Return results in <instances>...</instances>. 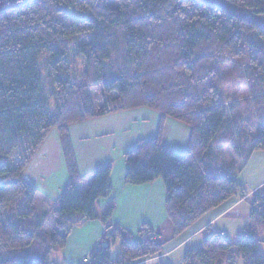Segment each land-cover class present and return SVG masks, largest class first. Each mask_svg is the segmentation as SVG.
Returning a JSON list of instances; mask_svg holds the SVG:
<instances>
[{
  "label": "trees",
  "instance_id": "obj_1",
  "mask_svg": "<svg viewBox=\"0 0 264 264\" xmlns=\"http://www.w3.org/2000/svg\"><path fill=\"white\" fill-rule=\"evenodd\" d=\"M2 1L0 264H50L73 228L97 218L95 202L110 196L109 164L93 173L84 194L76 189L68 128L81 122L139 108L160 115L155 137L124 154V182L162 181L174 239L245 195L237 175L253 152H264V0H116L115 9L109 0ZM222 52L245 61L241 69L232 66L237 76H223ZM237 85L244 88L239 93ZM165 119L190 129L185 153L163 145ZM54 130L69 175L56 201L22 178ZM221 148L229 163L216 159ZM251 206L241 236L205 230L201 247L185 252L182 264H264L257 249L264 242V196ZM112 212L111 205L105 209L103 225ZM155 237L147 225L135 236L114 227L100 239L107 246L99 243L81 264H140L162 254ZM33 244L39 257L27 253Z\"/></svg>",
  "mask_w": 264,
  "mask_h": 264
},
{
  "label": "crops",
  "instance_id": "obj_2",
  "mask_svg": "<svg viewBox=\"0 0 264 264\" xmlns=\"http://www.w3.org/2000/svg\"><path fill=\"white\" fill-rule=\"evenodd\" d=\"M160 122L159 114L139 108L68 128L71 150L80 176L77 191L84 194L92 183L93 173L109 164L112 168L108 180L111 194L95 202L97 218L83 219L78 227L73 228L66 246L51 254L50 264H81L100 243L104 227H110L111 230L114 227L122 228L134 236L142 225L152 229L155 238L163 244L162 254L140 264H182L185 252L201 247L205 230L228 239L241 236L249 221L251 201L257 196H264V152H253L237 175V182L245 191L244 196L230 198L212 209L174 239L165 214L162 181L158 179L141 186H130L124 182L127 172L124 154L134 149L139 142L154 138ZM163 126V145L174 152L185 153L190 129L172 119H165ZM22 178L52 201L59 199L69 183V175L57 131L47 136ZM110 205L113 207L112 216L107 225H103L101 216ZM260 245L263 246L264 242L258 243L257 247L264 258ZM41 253L39 249L36 257ZM238 264L245 262L240 261Z\"/></svg>",
  "mask_w": 264,
  "mask_h": 264
},
{
  "label": "rangeland",
  "instance_id": "obj_3",
  "mask_svg": "<svg viewBox=\"0 0 264 264\" xmlns=\"http://www.w3.org/2000/svg\"><path fill=\"white\" fill-rule=\"evenodd\" d=\"M1 3H3L2 0H0V4ZM108 4H109V6L111 8H114V9L117 8L116 0H109ZM262 23H264V22H262ZM229 58H230L229 54H227L225 52H222L220 54V57H219L220 69L222 70L223 76L227 77V79L230 78L231 76L232 77L233 76H237V74H238V71L233 69V67H232L233 65L236 66L239 69H241V65L240 64H242L243 67L245 66V63H244L245 61L244 60H240V59L239 60H229ZM40 66H41V70H42V78H43V80H45V69H44V67L42 65V62L40 64ZM75 71H76V74H78L79 70H78L77 67L75 68ZM242 71H244V70H242ZM232 88H234V86ZM241 89L243 90L244 88L243 87L241 88L240 85H237L236 86V93H239ZM229 91H230V87H229ZM227 92H228V87H224L223 88V96L225 98H227ZM230 103H231V101L226 100V105H229ZM229 157L230 156H229V154H228L226 149L221 148V149L216 151V159L218 161L222 162V163H228L229 160H230ZM38 251H39L38 246L36 244H33L27 250V253H29L30 255L36 256L38 254ZM260 251L262 252V254H264V245L263 246L260 245ZM54 257H56V256H54ZM51 261H53V260L51 259Z\"/></svg>",
  "mask_w": 264,
  "mask_h": 264
},
{
  "label": "built area",
  "instance_id": "obj_4",
  "mask_svg": "<svg viewBox=\"0 0 264 264\" xmlns=\"http://www.w3.org/2000/svg\"><path fill=\"white\" fill-rule=\"evenodd\" d=\"M110 232H111V228L110 227H104L103 230H102V237L108 235ZM100 246L106 247L107 243L100 242Z\"/></svg>",
  "mask_w": 264,
  "mask_h": 264
}]
</instances>
